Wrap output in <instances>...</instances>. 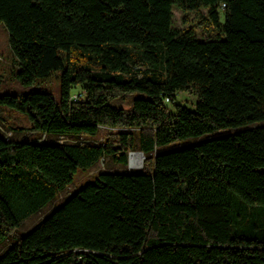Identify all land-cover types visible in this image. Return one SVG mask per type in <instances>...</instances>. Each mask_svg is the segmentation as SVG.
<instances>
[{
	"label": "trees",
	"instance_id": "16d2710c",
	"mask_svg": "<svg viewBox=\"0 0 264 264\" xmlns=\"http://www.w3.org/2000/svg\"><path fill=\"white\" fill-rule=\"evenodd\" d=\"M0 23L22 86L60 81L0 94L31 123L0 129V246L78 172L146 157L84 183L0 264H264V0H0ZM184 91L196 109L171 110Z\"/></svg>",
	"mask_w": 264,
	"mask_h": 264
},
{
	"label": "rangeland",
	"instance_id": "374dc122",
	"mask_svg": "<svg viewBox=\"0 0 264 264\" xmlns=\"http://www.w3.org/2000/svg\"><path fill=\"white\" fill-rule=\"evenodd\" d=\"M174 13V24L178 27H186L190 25L189 23L184 22V12L178 8H173ZM194 14L189 13V19L192 21L194 18ZM199 33L202 31V28H198ZM15 66L14 57L12 51L10 49L9 44V33L6 26L3 23H0V94L4 93H22L25 91H29L32 88H38L45 91H50L54 94L55 97H58L60 94V81L57 74H54L51 78L46 81L41 82L39 85H36L32 88H25L22 86L18 80L12 75V69ZM82 92L81 87H76L73 90V93L80 94ZM198 101V96L189 92H178L176 95V100L174 103H168V106L171 110H175L176 104H181L183 106L188 107L191 110L196 109V103ZM125 107H129L125 105ZM31 126V123L26 115L20 113L17 110L8 108V107H0V129L4 132L6 137H17L24 138L27 137V130ZM16 128H21L22 130H18ZM25 129V130H24ZM18 130V131H17ZM114 129L102 127L100 134L95 139H82L83 141H92L94 143H102L108 138L112 136L111 133ZM228 132V131H227ZM227 132H217L215 135H205L199 138H191L185 141H177L163 150H174L183 148L188 145L195 144L199 141L207 139L211 136H218L226 134ZM32 139L40 140V141H49L53 140L46 135L36 136L31 134ZM60 141L71 140L68 138H61ZM137 152L142 154L141 166H134L131 162V154ZM146 161V157L141 151L133 150L129 153V163L127 166L118 165L114 163L111 159H104L98 163L96 167L91 169L88 172H78L75 181L72 185H70L67 190L61 193L59 198L55 200L53 203L49 204L42 211L37 214L32 215L28 220L24 222V224L15 229L11 236L0 246V254L6 249L11 243L15 241V239L21 235L32 229L44 216L48 215L56 206H59L66 197L70 196L73 192H75L80 186L88 181H92L101 171L104 170H114L118 172L125 171H135L141 170L144 168Z\"/></svg>",
	"mask_w": 264,
	"mask_h": 264
},
{
	"label": "bare ground",
	"instance_id": "6f19581e",
	"mask_svg": "<svg viewBox=\"0 0 264 264\" xmlns=\"http://www.w3.org/2000/svg\"><path fill=\"white\" fill-rule=\"evenodd\" d=\"M142 154L134 152L131 154V162L134 166H141Z\"/></svg>",
	"mask_w": 264,
	"mask_h": 264
},
{
	"label": "built area",
	"instance_id": "2783aa9c",
	"mask_svg": "<svg viewBox=\"0 0 264 264\" xmlns=\"http://www.w3.org/2000/svg\"><path fill=\"white\" fill-rule=\"evenodd\" d=\"M77 96H78V95H76V94L74 95L75 99H77Z\"/></svg>",
	"mask_w": 264,
	"mask_h": 264
}]
</instances>
